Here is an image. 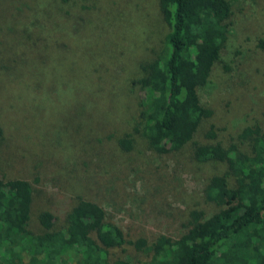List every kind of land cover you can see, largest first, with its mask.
I'll list each match as a JSON object with an SVG mask.
<instances>
[{"label": "rangeland", "instance_id": "1", "mask_svg": "<svg viewBox=\"0 0 264 264\" xmlns=\"http://www.w3.org/2000/svg\"><path fill=\"white\" fill-rule=\"evenodd\" d=\"M231 10L219 62L198 90L211 110L200 142L210 125L222 143L247 125L264 133V0H231ZM166 32L158 0H0V167L32 183L33 230L57 194L69 198L64 210L81 196L148 239L176 236L191 209L214 211L202 188L221 163L194 161L189 144L166 154L139 137L129 151L116 144L138 112V63Z\"/></svg>", "mask_w": 264, "mask_h": 264}, {"label": "trees", "instance_id": "2", "mask_svg": "<svg viewBox=\"0 0 264 264\" xmlns=\"http://www.w3.org/2000/svg\"><path fill=\"white\" fill-rule=\"evenodd\" d=\"M158 9L167 32L153 57L138 63L130 82L141 92L138 112L116 144L129 151L139 137L159 154L189 144L194 161L221 163L202 188L214 211L191 209L176 236L148 239L127 234L81 196L64 210L69 198L57 194L50 210L39 211L35 231L32 183L0 167V264H264V133L247 125L222 143L210 125L207 141L194 139L211 115L198 90L229 37L231 0H158Z\"/></svg>", "mask_w": 264, "mask_h": 264}]
</instances>
